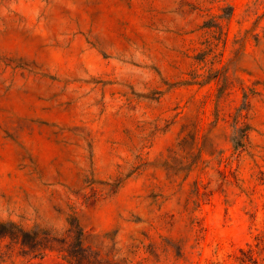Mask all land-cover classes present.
Returning <instances> with one entry per match:
<instances>
[{"label": "rangeland", "instance_id": "rangeland-1", "mask_svg": "<svg viewBox=\"0 0 264 264\" xmlns=\"http://www.w3.org/2000/svg\"><path fill=\"white\" fill-rule=\"evenodd\" d=\"M263 229L264 0H0V264H237Z\"/></svg>", "mask_w": 264, "mask_h": 264}, {"label": "trees", "instance_id": "trees-1", "mask_svg": "<svg viewBox=\"0 0 264 264\" xmlns=\"http://www.w3.org/2000/svg\"><path fill=\"white\" fill-rule=\"evenodd\" d=\"M12 234L19 239L21 244H28L29 242L37 243L35 242L37 240L35 231H24L21 228L15 227ZM229 256L237 264H264V229L255 234L253 241L246 243V247H238ZM70 262H72L71 259Z\"/></svg>", "mask_w": 264, "mask_h": 264}]
</instances>
